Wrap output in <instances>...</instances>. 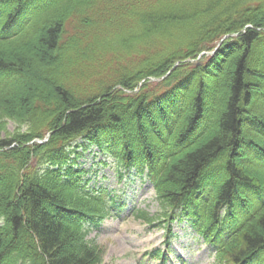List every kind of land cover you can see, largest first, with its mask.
Wrapping results in <instances>:
<instances>
[{
  "label": "trees",
  "instance_id": "obj_1",
  "mask_svg": "<svg viewBox=\"0 0 264 264\" xmlns=\"http://www.w3.org/2000/svg\"><path fill=\"white\" fill-rule=\"evenodd\" d=\"M15 1L0 12V264L103 262L89 225L113 208L79 139L146 175L219 264H264V0L0 5Z\"/></svg>",
  "mask_w": 264,
  "mask_h": 264
},
{
  "label": "rangeland",
  "instance_id": "obj_2",
  "mask_svg": "<svg viewBox=\"0 0 264 264\" xmlns=\"http://www.w3.org/2000/svg\"><path fill=\"white\" fill-rule=\"evenodd\" d=\"M37 2L32 0L29 5L27 2L26 8ZM17 4L16 1L13 5L2 4L0 12L9 13ZM69 31L70 35L79 32L74 23L69 26ZM34 69L41 78L46 77L45 70L37 66ZM22 80L23 76L18 82ZM8 127L14 132L18 124L10 121ZM25 129L23 126L22 130ZM71 148L75 150L73 155L79 167L85 170L88 186L106 189L115 195L117 206L124 203L99 228H92L89 232L88 238L104 248L101 264H159L160 259L152 255L156 249L169 253L166 264H219L213 254L215 247L206 242L189 221L173 219L169 223L165 220L154 186L147 177L122 168L123 177L119 181L120 163L113 155L82 139L74 142ZM139 211L153 216L152 221L137 216ZM169 225L172 234L168 238Z\"/></svg>",
  "mask_w": 264,
  "mask_h": 264
}]
</instances>
